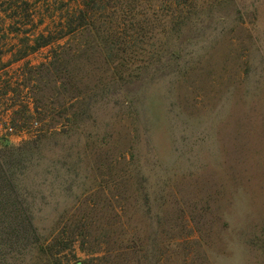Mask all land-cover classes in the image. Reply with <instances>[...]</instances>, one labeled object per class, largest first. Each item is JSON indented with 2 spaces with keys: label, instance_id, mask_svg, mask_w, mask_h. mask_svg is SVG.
<instances>
[{
  "label": "rangeland",
  "instance_id": "1",
  "mask_svg": "<svg viewBox=\"0 0 264 264\" xmlns=\"http://www.w3.org/2000/svg\"><path fill=\"white\" fill-rule=\"evenodd\" d=\"M46 3L0 0V202L35 224L0 264H264V0H103L29 51L78 6Z\"/></svg>",
  "mask_w": 264,
  "mask_h": 264
},
{
  "label": "trees",
  "instance_id": "2",
  "mask_svg": "<svg viewBox=\"0 0 264 264\" xmlns=\"http://www.w3.org/2000/svg\"><path fill=\"white\" fill-rule=\"evenodd\" d=\"M48 0H22L23 7V17L24 18H30L34 16V12H39L43 10L45 7H47L48 4L46 3ZM78 3V6L75 8H69L68 11L64 15H60L61 20L57 23V30L60 29L57 37H44L40 36L36 41V46L30 47L29 51L35 52L36 50L46 47L58 40H61L62 38L66 36H72L76 33H79L80 31H83L86 28H90L89 21V12L93 11L94 9L98 10L100 8L101 3L103 0H75ZM42 4H46L43 5ZM64 7H58L57 10H62ZM133 10V9H131ZM45 18V17H44ZM50 18H53L50 17ZM32 22V21H30ZM28 24V23H27ZM44 24V23H43ZM42 25V23H41ZM29 48V47H28ZM29 51L25 54H22L17 60H22L26 58L29 54ZM9 199V198H8ZM0 200H5L3 194L0 196ZM10 200H7V203L5 201L0 202V219H5L9 217L8 219H11L9 224H6L7 228H11V233L15 238L18 236V234H21L23 236L22 239L26 240V237L28 238L29 231H35V224H34V215L31 212H24V217L21 218L19 216H15L14 218H11L14 213H17V211L12 210L10 206L8 205V202ZM5 203V205H4ZM13 220V221H12ZM1 225V224H0ZM4 229H6L4 227ZM9 230V229H8Z\"/></svg>",
  "mask_w": 264,
  "mask_h": 264
},
{
  "label": "built area",
  "instance_id": "3",
  "mask_svg": "<svg viewBox=\"0 0 264 264\" xmlns=\"http://www.w3.org/2000/svg\"><path fill=\"white\" fill-rule=\"evenodd\" d=\"M40 126V122L35 121L34 127L38 129ZM0 131H4L5 133H14L15 127L12 125L10 119L3 117L0 119Z\"/></svg>",
  "mask_w": 264,
  "mask_h": 264
}]
</instances>
